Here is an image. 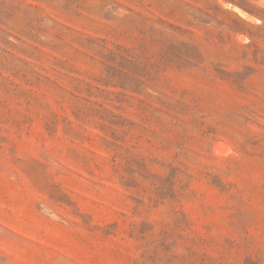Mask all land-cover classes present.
<instances>
[{
    "label": "rangeland",
    "instance_id": "obj_1",
    "mask_svg": "<svg viewBox=\"0 0 264 264\" xmlns=\"http://www.w3.org/2000/svg\"><path fill=\"white\" fill-rule=\"evenodd\" d=\"M0 264H264V0H0Z\"/></svg>",
    "mask_w": 264,
    "mask_h": 264
}]
</instances>
